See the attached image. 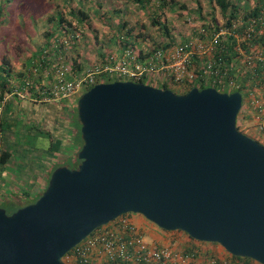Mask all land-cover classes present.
Segmentation results:
<instances>
[{"label": "water", "instance_id": "water-1", "mask_svg": "<svg viewBox=\"0 0 264 264\" xmlns=\"http://www.w3.org/2000/svg\"><path fill=\"white\" fill-rule=\"evenodd\" d=\"M241 92L100 83L77 102L83 146L32 204L0 207V264L65 256L122 216L264 264V146L237 126ZM118 264V263H117Z\"/></svg>", "mask_w": 264, "mask_h": 264}, {"label": "rangeland", "instance_id": "rangeland-1", "mask_svg": "<svg viewBox=\"0 0 264 264\" xmlns=\"http://www.w3.org/2000/svg\"><path fill=\"white\" fill-rule=\"evenodd\" d=\"M162 1L155 0L152 1L151 6L144 7L137 0H12L11 2L0 0V66L4 65L5 69L10 71L4 77L10 80L11 86H18L20 80L31 78L32 72L39 66L35 79L40 83L44 80L46 71L49 72L54 68L53 63L56 61L70 64L74 72L80 74L101 64L110 54L120 50L123 43L134 45L138 50L161 48L168 45L169 40H174L175 44L172 45L174 46L192 38L198 27L207 24L198 20L200 16L206 19L215 12L214 0H166L165 8L160 11L158 5L160 6ZM83 14L87 18L84 22H80L76 16L82 18ZM220 14L222 15L219 11ZM61 15L64 21L58 27ZM153 20L167 24L170 30L169 39L165 31L160 26H156ZM65 26L67 29L60 33L58 30H62ZM127 32L130 33L129 36ZM50 63L52 66H49ZM160 82L162 83V80ZM160 82H153L152 85L159 88L162 86ZM167 82L170 90L184 94L171 81ZM242 95L243 107L238 115L237 126L264 145V112L258 114L253 127L249 128L250 122L244 117L248 94L243 90ZM33 106L32 115L35 113L42 125L47 126V122L43 121L46 118L56 119L57 122L60 119L71 128H67L65 135H61L58 127L48 124L51 128L47 129L53 131V140L57 143L59 141V144L56 143L57 150H61L58 154L55 149L52 152L37 146L29 151L22 146L23 141L15 131L12 134L13 130L9 132V127L5 128L3 140L5 145H8L7 142L12 145L18 140L16 145L9 149L13 153V161L5 166L4 174L0 176V206L8 213L13 212L11 205L13 203L10 201L26 206L35 203L41 197L38 198V195L35 197L33 194V185L36 183L34 180H38L39 177L40 160L52 165L63 163L72 168L78 164L77 154L83 146L78 117L66 104L62 109L56 104ZM64 107L66 110L63 109ZM73 123L77 132L73 130ZM43 135L45 136V133ZM60 135L64 138L61 139ZM62 144L66 146L65 150L70 157H67L65 151L60 148ZM72 155L76 158L74 162ZM20 159L23 161L22 165ZM24 162L29 165L26 166ZM49 175L44 180L46 186L51 177ZM13 185L20 187L18 193L21 194L17 199L5 202L6 191ZM129 215L131 217V214ZM171 235L176 237L181 246L190 239L180 231L171 232ZM194 247L192 251L198 253L219 255L226 252L219 244L197 242L194 243ZM64 260L67 263L68 260Z\"/></svg>", "mask_w": 264, "mask_h": 264}, {"label": "built area", "instance_id": "built-area-1", "mask_svg": "<svg viewBox=\"0 0 264 264\" xmlns=\"http://www.w3.org/2000/svg\"><path fill=\"white\" fill-rule=\"evenodd\" d=\"M249 2L251 9L247 11L238 4L240 13L243 11L238 18H232L229 12L215 23L198 27L189 40L167 49L138 50L123 43L120 50L88 72L76 74L70 64L56 61L40 83L35 79L37 66L31 78L12 86V91L2 100L0 112L10 97L45 103L77 102L83 92L108 80L150 86L162 80L161 85L171 81L184 94L194 87L201 89L200 86L218 91L220 88L229 94L243 88L248 94L249 107L263 114L264 5L257 0ZM254 10L256 14L252 13ZM69 258L78 264L173 263L170 250L149 247L129 215L92 233L71 251Z\"/></svg>", "mask_w": 264, "mask_h": 264}, {"label": "crops", "instance_id": "crops-1", "mask_svg": "<svg viewBox=\"0 0 264 264\" xmlns=\"http://www.w3.org/2000/svg\"><path fill=\"white\" fill-rule=\"evenodd\" d=\"M230 1L235 2L236 4L243 5V7L245 9H247V7L250 4L249 1H251V0H230ZM257 1H258V4L264 5V0H257ZM213 6L215 7L214 14L209 15V18H206V19H204V16H200L198 18V20L202 21L204 23H209L212 21L215 23V21L220 19L221 16L226 17L221 12L220 7L216 3V0H214ZM219 11L222 13V15L221 14L219 15ZM229 12H230V10L228 11V13ZM21 82H22V80H20L19 83H21ZM261 95L263 96L262 100L264 102V93ZM38 104H56L57 106H59L60 109H62V106L64 104H66V106H68V108L71 109L70 111H72V113H73V108L75 107L76 102H74L72 100L69 102L63 101L61 103H59V102L45 103V102H35L31 98L20 99L18 97H10L6 101V103L3 105V110L0 112V133H1L0 137L3 141L5 128L9 127V129L7 128L8 130H10L9 132H11V130H13L12 134L15 131V133H17V135H19V137L23 141L22 146H24L25 149H28L30 151L35 146H37L38 148L47 149V151L49 150L52 152H54V149H55L57 151V154H58L61 152L60 149L57 150L58 148H56L57 144H59V141L57 143V141L53 140V134H52L53 131H52V129H47V128H51V127H49L48 124H51V125L53 124L54 127H58V130H59L61 135H65L66 129L71 128V127L66 122L60 121V119L58 117H57L59 119L58 122L56 119L51 120L49 118H46V120H43V121L45 123L47 122V126L42 125V122L38 120L39 118L35 116V113L32 115V111H34L33 105H38ZM65 108L66 107H64L63 109L66 110ZM61 112L63 113V110H61ZM258 114L259 113L257 111H255L251 107H249V103L246 104L245 110H244V117L246 120H249V122L251 123V124L250 123L248 124L249 128L253 127L254 121L257 120ZM61 117L64 118V116H61ZM42 119H40V120H42ZM72 127H73V130H75L77 132V129H76V126L74 123H73ZM43 133H45V136L44 135L42 136ZM50 135H52V136L50 137ZM61 135H60V137H61V139H63L64 137ZM24 139H25V141H24ZM17 142H18V140H17ZM16 143L14 142V143H12V145H10L7 142L8 145H5L4 141L1 142L0 154L4 150H9L10 148H12L13 145H16ZM60 148L63 149L62 151H65V154H67V157H70L68 155V153L66 152L67 150H65L66 146L64 144H62L60 146ZM74 159H76V158L73 157V155H72L73 162H74ZM12 161H13V157L11 158L10 162H12ZM40 162H42V161L41 160L39 161V169H38L39 177H38V180H34V178H33V180L36 182L33 185L34 186L33 187V194L35 197H37V195H40L46 189L45 187H47V186H46L44 180L46 179V177L49 174L52 175V173L59 167H62V166L67 167L68 166V165H64L63 163L52 165V164L46 163V161L44 163L43 162L40 163ZM20 163H21V165L23 164L22 159H20ZM25 165L27 166L29 164L25 163ZM48 168H49V170H48ZM3 174H4V172L0 176H2ZM29 179L31 180L32 177H30ZM19 190H20V187L19 186L17 187V185L16 186L13 185V187H9L8 190L6 191V195L5 196L3 195L5 198L4 199L5 202L7 200L17 199L18 195L20 196V194H21V193H18V192H20ZM10 202L13 203V204H11V205H13L12 209L16 208V206L21 205V204L17 205V202H15V201H10ZM129 217H130V215H129ZM130 220L137 227L140 234L144 236L146 243L149 245V247L151 249H168L171 251V253L173 255V263L172 264H212V262H214V261L216 262V264H259L253 260L252 261H246L243 259L242 260L241 259H235L228 252L221 253V254L219 253V255L214 254V253H204V252L198 253V251H196V253H193L194 251H192V249L194 247L195 242H192L191 239H189V241L184 243L185 246L183 244L181 246V244L179 242H177L176 237L171 235V232L169 233L167 231H164V230L158 228L155 224L148 221L142 215L131 214Z\"/></svg>", "mask_w": 264, "mask_h": 264}, {"label": "trees", "instance_id": "trees-1", "mask_svg": "<svg viewBox=\"0 0 264 264\" xmlns=\"http://www.w3.org/2000/svg\"><path fill=\"white\" fill-rule=\"evenodd\" d=\"M6 1H9V2H11L12 0H6ZM152 1H155V0H137V2L140 4V5H142V6H144V7H148V6H151V4L153 3ZM166 0H163L162 2H161V5L159 6L158 5V7H160L158 10H163L164 8H165V5H166ZM216 3H217V5L220 7V9H221V12L223 13V15L224 16H226V14L228 13V11L230 10V13H231V17L232 18H238V16H240V14H242V9H241V13H240V10H239V8H240V5L238 6V4H236L235 2H231L230 0H216ZM251 8L248 6L247 7V9H243V10H250ZM246 13H248V12H246ZM252 13H254V14H256L257 13V11H255L254 10V12H252ZM82 15V14H81ZM76 18L80 21V22H84V20H86V18H87V16L85 15V14H83V17L82 18H79V16H76ZM63 17H62V15H61V17H60V21H59V23H58V27L60 26V25H62L63 24ZM154 21V24L156 25V26H160L161 27V29L162 30H164L165 31V34H166V36H168V39H169V37H170V30H169V28H168V26H167V24L166 23H163L162 24V22H160L159 20H153ZM66 28V26L62 29V30H58L60 33L61 32H63L64 31V29ZM67 29V28H66ZM120 29H121V27H120ZM123 29V28H122ZM129 32L130 33H132L131 32V30H129ZM129 32H127V35L129 36L130 35V33ZM124 37V36H123ZM56 40V39H55ZM57 44V41L55 42V45ZM173 44H175V42H174V40L172 41V40H169V43H168V45H166V46H162V47H164V48H169V47H171ZM155 49H158V48H155ZM43 63V62H42ZM55 63V62H54ZM53 63V64H54ZM44 65H45V63H44ZM51 65V63L49 64V66ZM10 73V71H8V70H6L5 69V67H4V65H2V66H0V105H1V103H2V100L4 99V97L6 96V94L7 93H10L11 91H12V86H11V84L9 83V79H6L5 77H4V75L5 74H9ZM117 80H108V81H105L106 83H113V82H116ZM21 84V83H20ZM159 88H161V89H170L169 88V85L168 84H164V85H162L161 87H159ZM200 88H201V90L202 89H204L205 87L204 86H200ZM219 89V91L220 92H225L224 90H222V89H220V88H218ZM234 92H243V88H239V89H234V90H232V92H230V93H234ZM176 93H178V92H176ZM178 94H182V93H178ZM77 103V102H76ZM76 113V115H77V104H76V106H75V108L73 109V113ZM77 117H78V115H77ZM78 120V119H77ZM78 124H79V126H80V123H79V121H78ZM80 130H81V126H80ZM240 130V129H239ZM241 131V130H240ZM80 132V131H79ZM241 132H243V131H241ZM244 134H246L245 132H243ZM247 135V134H246ZM0 136H1V133H0ZM80 136H81V132H80ZM250 137V136H249ZM82 140V139H81ZM1 142H2V139H1V137H0V144H1ZM82 145H83V142H82ZM264 146V145H263ZM82 148V147H81ZM80 151V150H79ZM13 157V153L10 151V150H4L1 154H0V175L5 171L4 170V168H5V166L10 162V160H11V158ZM78 164H79V161H78ZM78 164H75V166L74 167H72V168H75ZM46 190V189H45ZM44 190V191H45ZM41 196V194L40 195H38V198ZM1 208H4V207H2V206H0ZM22 207H24L23 205H20V206H16V208H14L13 209V212H15L16 210H18L19 208H22ZM12 212V213H13ZM187 235V234H186ZM188 236V235H187ZM189 237V236H188ZM190 238V237H189ZM191 239V238H190ZM193 242H195V243H197L198 241H195V240H193V239H191ZM195 247H193V249H194ZM192 249V250H193ZM70 254H71V252L70 253H68L66 256H65V258L64 259H67L68 261H67V263H69V264H78V262H75V261H73V260H70ZM234 257V256H233ZM235 259H241L242 260V258H236V257H234ZM243 260H246V261H252V260H250V259H243ZM117 262H115V264H116Z\"/></svg>", "mask_w": 264, "mask_h": 264}, {"label": "clouds", "instance_id": "clouds-1", "mask_svg": "<svg viewBox=\"0 0 264 264\" xmlns=\"http://www.w3.org/2000/svg\"><path fill=\"white\" fill-rule=\"evenodd\" d=\"M85 93V92H84Z\"/></svg>", "mask_w": 264, "mask_h": 264}]
</instances>
